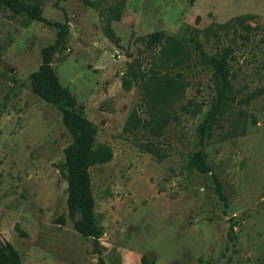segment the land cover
Segmentation results:
<instances>
[{"label": "rangeland", "instance_id": "374dc122", "mask_svg": "<svg viewBox=\"0 0 264 264\" xmlns=\"http://www.w3.org/2000/svg\"><path fill=\"white\" fill-rule=\"evenodd\" d=\"M42 1L47 23L0 13V242L22 264H264V95L241 102L264 87V0ZM238 17L250 31L224 27ZM51 46L94 150L111 152L89 166L99 253L67 214L61 115L32 90ZM227 46L234 100L200 145L208 59ZM199 149L210 172L188 167Z\"/></svg>", "mask_w": 264, "mask_h": 264}, {"label": "trees", "instance_id": "16d2710c", "mask_svg": "<svg viewBox=\"0 0 264 264\" xmlns=\"http://www.w3.org/2000/svg\"><path fill=\"white\" fill-rule=\"evenodd\" d=\"M42 2V0H0V13L8 11L12 15L47 23L42 17ZM57 26L60 31L64 32V25L57 24ZM236 26L242 27L245 31L251 30L249 26L245 25V18L243 17L229 21L224 27H234L236 32ZM60 31L58 32L59 37L63 34ZM164 39L165 33L163 31L154 32L146 38V44L150 49H154L159 47ZM165 41L169 43V47L175 42L173 39ZM53 50V46L43 50V62L31 75L32 90L48 105L55 107L61 115L62 124L70 138V143L63 151L68 181L67 214L73 229L80 235L91 238L95 253H99V239L103 235V231L98 225L94 213L95 200L92 193L89 166L94 163L107 162L111 158V152L105 147L94 150L97 128L86 118L83 110L77 106L75 99L68 90L59 83L57 76L50 67V55ZM233 59V49L230 46L224 47L221 52L208 59V64L213 70L212 81L217 98L215 105L207 113L201 125L200 145H204L205 140L210 137L212 122L217 120L218 115L222 113L221 109L225 102L234 100L231 94L233 75L230 70V63ZM135 63L137 64V61ZM130 76L132 80L137 78L135 71L132 70ZM123 82L128 88L130 81L126 79ZM263 95L264 87L257 89L241 102L247 103ZM188 167L201 173L210 172V167L205 162V155L201 149L192 155ZM0 264H22L18 252L7 242H0ZM96 264H105V262L98 258ZM141 264L151 263L142 258Z\"/></svg>", "mask_w": 264, "mask_h": 264}, {"label": "water", "instance_id": "95a60500", "mask_svg": "<svg viewBox=\"0 0 264 264\" xmlns=\"http://www.w3.org/2000/svg\"><path fill=\"white\" fill-rule=\"evenodd\" d=\"M226 259H227V257H226ZM226 259H225V260H226ZM225 260H224V261H222V263H221V264H226V263H225Z\"/></svg>", "mask_w": 264, "mask_h": 264}]
</instances>
